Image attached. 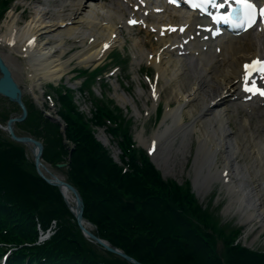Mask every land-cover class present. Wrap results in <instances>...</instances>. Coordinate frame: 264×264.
<instances>
[{
  "label": "bare ground",
  "instance_id": "obj_1",
  "mask_svg": "<svg viewBox=\"0 0 264 264\" xmlns=\"http://www.w3.org/2000/svg\"><path fill=\"white\" fill-rule=\"evenodd\" d=\"M126 3L127 0H107L106 4L102 0H54L46 8V0H42L21 25L17 24L15 11L11 9L0 25V58L17 82L18 71L23 70L29 92L39 101L35 89L41 88L43 81L55 82L62 77L68 71L66 65L70 59L75 58L79 64L97 63L112 45L123 42L118 27L123 25L130 30L129 20L133 17L137 19L135 13L126 15ZM144 4L140 11L144 9L150 19L144 18L143 22L136 23L137 26L141 24L146 32L155 28L156 39L167 45L164 48L149 45L148 49L144 40L134 39L135 55L153 66L157 79L172 86L176 97L186 99L178 100L176 105L166 102L154 130L148 136L138 134L134 137L158 168H166V162L171 159L169 151L182 155L189 133L199 128L190 166L191 175L188 174L195 192L203 194L213 181H219L230 199L227 208L230 209L237 200L234 208L246 221L260 219L263 211H256L254 207L251 209L255 203L247 197L249 193L253 196L264 189V131H261L264 118L257 119L251 128L246 117L239 119L236 107L247 113L263 114L264 104L245 103L235 96L240 63L262 49L264 43L260 34L248 30L237 36L222 37L218 44L212 46V51L208 45L192 42L182 55L176 57L167 48L172 44L168 42L169 35L177 34V31H171V24L186 23L187 17L184 18L180 9L166 12L157 6L147 10L148 1L145 0ZM131 6L132 3L129 11L133 12ZM48 13L52 17L47 16ZM166 23L170 24L164 29ZM158 30L169 34L159 36ZM186 32H190L189 23L180 38L189 34ZM40 35L44 37L39 38ZM71 43H80L81 48L64 60L62 54ZM217 45L220 49L215 52ZM2 47L4 50H1ZM148 52H151L150 57H147ZM17 58L19 63H14ZM157 94L158 91L153 96ZM184 108L190 115L188 120L183 119ZM229 116L234 118L233 128L229 124ZM173 140H177L176 146H172ZM216 154L222 158L219 164ZM61 192L68 206L73 207L69 191L63 187ZM257 209L263 210L260 207ZM81 225L89 229L84 220Z\"/></svg>",
  "mask_w": 264,
  "mask_h": 264
},
{
  "label": "trees",
  "instance_id": "obj_2",
  "mask_svg": "<svg viewBox=\"0 0 264 264\" xmlns=\"http://www.w3.org/2000/svg\"><path fill=\"white\" fill-rule=\"evenodd\" d=\"M67 94L66 89L56 94L64 137L72 144L67 179L81 195L82 216L93 223L97 236L141 264H264L263 253L230 244L236 233L226 237L207 225L199 206L179 195L174 181L158 179L145 154L130 147L126 124H116L119 116L113 119L110 108L97 104L90 122L103 124L107 118L116 124L107 130L120 132L119 158L126 168L116 165ZM27 106L25 120L16 126L42 138L43 158L54 162L61 151L68 153L58 124ZM5 115L0 113V120ZM24 148L0 131V252L4 244L15 247L6 264H127L113 254L95 253L78 230L60 219L66 206L58 188L36 174ZM52 218L59 220L54 235L43 245L34 244L36 222L43 228Z\"/></svg>",
  "mask_w": 264,
  "mask_h": 264
},
{
  "label": "rangeland",
  "instance_id": "obj_3",
  "mask_svg": "<svg viewBox=\"0 0 264 264\" xmlns=\"http://www.w3.org/2000/svg\"><path fill=\"white\" fill-rule=\"evenodd\" d=\"M39 2L42 3V0H4V2H1L0 0V25L3 22L2 20L5 19L6 14L11 12V9L15 11L14 14L17 18V24H23L25 20L29 19V17L32 15L33 7ZM53 2L54 0H46V8L53 4ZM47 16L52 17L51 13H48ZM1 29L2 27L0 26V31ZM118 29L120 30L119 33L120 36L123 38V42L114 48L111 47L112 51L107 55V58L104 59L103 62L100 59L97 63L91 62V64L86 65L82 63L79 64L78 61L75 60V58L70 59L68 61V64L66 65L68 67V71L64 73L62 77L58 78V80L53 82L52 85L54 89L50 88L47 85V82H49L50 80L43 81L40 84V92L38 91V89H35V93L38 94L40 97L39 101L36 100L35 97L32 98V94L29 92L28 86H26L27 79L26 75H24L23 70L18 71L17 77L19 79L18 86H20L21 88V97L23 98L24 103H32L31 108H33L36 113L39 110L43 111L44 113H49L50 109L54 107L53 109L55 110L56 114H58L59 108H57V106L59 107V102L56 94H59L63 89H66L73 101V106H75L76 110L79 112L81 117H83V119L87 121V125L90 128L93 137L100 141L103 147H106L108 155L111 159L114 160V163H116V165H119L121 168L125 169V162L123 160L121 161V159L119 158V155L121 154V149L118 150V148H116V143L118 144V140L120 139V137L118 136L120 132H116L113 135L106 128L108 124H111L113 122L109 121V119L107 118H104L103 124H96L94 122H90L89 120V118L93 116L92 112L95 109V106L97 104H100L105 106L106 108H110L112 116H114L112 117L113 119L116 116H119L115 118V123H123V126H125L126 124L127 127L125 126L126 128H124V130L128 131L130 139H133H131L130 147L136 148L138 151L145 153V149L143 147L142 148L144 150L141 148L137 141V138L134 137V135L137 136L139 134L142 136H148L149 133L152 132L154 128L158 125L157 123L163 115V113L161 112L162 115L156 122L157 118H154L153 113L158 104H161L162 107L166 105V102H168L169 105H176L178 103V100L184 101L186 98H182L180 96L176 97L175 91H172V86H170L167 82L159 78L157 79V76L154 72L155 69L153 67H149V65L144 62V59H137V56L135 55V50L137 49L135 46L132 45L134 39L140 41L144 40V45H146L147 48L150 46L156 47L160 44V42H156L154 37L151 35L145 36L144 30L133 28L130 31L129 28H125L123 25L119 26ZM43 37V35H40L39 38ZM67 47L68 48H66V50H64L62 54V58L64 60L81 48L80 43H71ZM1 50H4V47H2ZM19 58L21 59V57ZM19 58L15 59L14 63H19ZM133 59L134 64H132ZM116 64L117 66H114ZM96 65L100 66V69L97 71L98 75L92 78V74L95 71H86L89 73L91 78H88L85 82H82L81 80L84 77L83 74H80L82 67L88 66L91 68L92 66ZM146 73L148 75L149 80L155 85V90L158 91V95L154 99L156 100V102L153 101V97L149 95L146 86L147 84L145 80H143L144 74ZM88 80L91 82H89V84H85ZM183 83L185 84V82ZM60 86H62L63 89H60ZM188 86L189 84L186 87ZM58 88L60 89V92ZM48 95L53 100H45V97H48ZM48 102H51L53 104L50 107H46V104H48ZM153 103H156L155 107L153 106ZM186 110L187 108H184V110L182 111L183 119L188 120L190 115L185 112ZM17 111L18 109L14 107V104L9 102L6 98L0 97V113L9 114ZM237 111V116L239 117V119H242L245 114L240 109H237ZM59 117L61 118V116ZM248 119L249 120L247 121H249L251 128H253L255 126V118L253 116H249ZM105 121L108 122L105 123ZM228 121L230 126L233 128L235 123L234 118L232 116H229ZM64 122L62 124L63 126L65 125ZM262 127L263 126H261V131ZM64 128L65 126L60 131V134L63 138L65 136ZM16 130L22 134H28V131H25L22 128H16ZM0 131L2 132V135L4 137L9 139L6 136V131ZM196 133L199 134V128L189 133L185 144L186 148L184 149L182 155H180L179 152L171 154V152L169 151V156L171 157V159L169 158V160L166 162V168H158L152 161L151 168L156 172L158 179L164 181H174L178 186V190L180 193L178 194L184 197H188V201L191 204H197L199 206V211L202 215V219H204L207 225L208 223L213 224L214 231L221 230L223 232V235L226 237H229L233 235V233H236L235 237L233 238L230 244L244 246L247 248V250L259 251L264 254V189L257 191L256 194L253 196H251V194L249 193V196L247 197L250 199L251 203L256 204H254L253 206L251 205V209H253L254 207L256 211H263L260 214L262 219H252V221L250 222L246 221L245 218L242 217V215H239L238 209L234 208V206L237 204V200H235L233 206H230V209L226 207L230 199L228 197L227 190L220 185L221 182L213 181L208 190L203 194L195 192V195L192 192V180L191 178H189L188 174L190 173L191 175L190 166L192 164L194 157L193 154L197 146ZM40 139L42 138L40 137L39 140ZM176 145L177 140H173L172 146ZM24 153H26L27 159L31 160L30 158H32V155L30 154L29 149L27 147L24 148ZM67 156V153H64V155H62L61 151L60 156H58V158L54 162H48L41 155L40 160L45 165V168H43L42 166H40L39 168L41 174H43L47 178H51V173H54L61 180L68 182L66 173L67 164H65L64 162L67 161ZM216 156L218 157L217 164H219L222 158L218 154H216ZM58 163L64 164L58 166ZM155 167L159 171H157ZM189 179L191 180V183ZM61 197L63 203L66 206V203L64 202V200H66L64 195H61ZM257 207L263 208V210H258ZM69 208L70 207L66 206V208L61 210L62 215H60V219L63 222L69 223L73 229L78 230L82 237V230L80 229V227H78L75 218L73 217ZM58 221L59 220L57 218H52L48 221L47 224L50 226V228H54L55 224L57 225ZM88 225L91 232L94 233L97 238H100L95 233L96 227L89 220ZM82 239H84V241L88 244L87 246H90L97 254L101 253L107 255L108 253L117 256L112 252L106 251L100 245L98 246L89 238L82 237ZM216 245L220 249L221 244L217 242ZM119 250L123 251L122 249ZM218 254L220 255V257L224 256L223 254H220V252H218ZM122 260L124 259L122 258ZM124 261L127 264H131L127 260Z\"/></svg>",
  "mask_w": 264,
  "mask_h": 264
},
{
  "label": "water",
  "instance_id": "obj_4",
  "mask_svg": "<svg viewBox=\"0 0 264 264\" xmlns=\"http://www.w3.org/2000/svg\"><path fill=\"white\" fill-rule=\"evenodd\" d=\"M0 95L3 97L5 96L6 98H8L9 100L13 102H16V104L18 105L20 109V111L16 115H13V116L9 115L5 119L6 120L5 126L3 128L8 132L12 140L16 142L20 141L27 145L28 143H30L32 145V148L30 151L33 154V163L35 166V171L37 174H39V176L41 175L47 183L56 185L59 188V190H61V188L64 187L70 192V194L73 197V207L72 208L70 207L69 209L73 217L75 218V221L78 227H80V229L82 230V235L86 238L91 239L94 243H96L98 246L100 245L106 251L112 252L116 254L117 256H119L120 258L122 257L124 260L129 261L131 264H140L135 259H131L130 257H128L123 251L116 249L115 247L109 245L105 240L97 238L95 235H93L91 231H89L88 229H86L85 227L81 225L82 220H84L85 222H88V220H86L81 215L83 205H82L80 194H78L75 187H73L71 184H69L68 182L64 180H61L54 173H51V178H47L43 174H41L39 166L41 165L43 168H45L43 163H41L40 161V157H41L40 151H41V146H42L41 141H38L37 139L33 138L29 134L28 135H25V134L16 135L14 131H12L13 123L16 121H20L21 119L25 117L26 108H24V105L21 101L20 88L17 85L16 80L15 78H13V76H11V72L8 66L4 64L1 58H0ZM48 118L54 121H58V118L54 114H49ZM70 152L71 150H69L68 152L67 161H68ZM67 161H65V164H68ZM62 164L58 163L57 165L60 166Z\"/></svg>",
  "mask_w": 264,
  "mask_h": 264
},
{
  "label": "snow or ice",
  "instance_id": "obj_5",
  "mask_svg": "<svg viewBox=\"0 0 264 264\" xmlns=\"http://www.w3.org/2000/svg\"><path fill=\"white\" fill-rule=\"evenodd\" d=\"M239 4L242 5V8L244 10L245 16L250 20L251 23H255V19L253 18V13L256 11L255 5L252 3V0H237ZM259 14L261 17H264V8L259 9ZM130 23H135V21H130ZM258 63V62H254ZM248 66H246L247 68ZM259 70L264 71V63H260ZM249 90V89H246ZM261 95H264V92L260 93Z\"/></svg>",
  "mask_w": 264,
  "mask_h": 264
}]
</instances>
